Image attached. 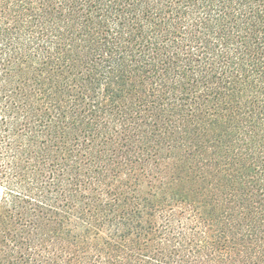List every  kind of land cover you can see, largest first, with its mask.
<instances>
[{
	"label": "trees",
	"instance_id": "trees-1",
	"mask_svg": "<svg viewBox=\"0 0 264 264\" xmlns=\"http://www.w3.org/2000/svg\"><path fill=\"white\" fill-rule=\"evenodd\" d=\"M0 264H264V0H0Z\"/></svg>",
	"mask_w": 264,
	"mask_h": 264
},
{
	"label": "rangeland",
	"instance_id": "rangeland-1",
	"mask_svg": "<svg viewBox=\"0 0 264 264\" xmlns=\"http://www.w3.org/2000/svg\"><path fill=\"white\" fill-rule=\"evenodd\" d=\"M2 190H1V188H0V192H1ZM0 195H1V193H0Z\"/></svg>",
	"mask_w": 264,
	"mask_h": 264
}]
</instances>
